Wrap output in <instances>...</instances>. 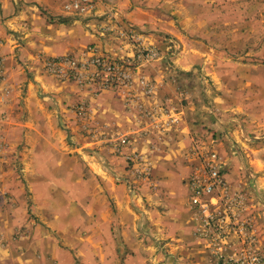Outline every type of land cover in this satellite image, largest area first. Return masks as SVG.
<instances>
[{
	"label": "crops",
	"instance_id": "0c3cea01",
	"mask_svg": "<svg viewBox=\"0 0 264 264\" xmlns=\"http://www.w3.org/2000/svg\"><path fill=\"white\" fill-rule=\"evenodd\" d=\"M35 1L22 15H15L9 0L0 3L8 16L12 13L4 23L23 34L19 62L14 59L15 36L0 24L7 75L0 85V111L6 112V117L0 112V264H74V256L83 264H111V252L141 249L143 242L135 237L147 231L170 237V249L183 251L185 261L206 264L204 217L190 204V180L202 181L206 173L190 150L193 144L215 150L225 179L238 166L221 140L207 131L216 125L215 117L191 99L177 110L171 106L176 104L169 78L174 71L163 60L130 73V83L116 90L62 81L44 70L43 61L66 56L86 61L89 45L113 58L132 57L131 45L118 36L116 25L112 32L103 26L113 28L117 22L132 27L143 45L163 54L166 36L182 38L187 32L186 49L172 61L178 70L190 71L196 55L204 56L192 52L191 41L214 27L199 6L212 0H94L98 17L88 18L63 12L62 0ZM141 76L151 80L150 95ZM82 102L88 109L85 120L73 109ZM84 121L93 130L84 129ZM118 136H125L147 160L149 175L138 174L139 166L126 168L130 149L115 148L111 141ZM234 137L245 145L238 132ZM12 155L18 157L24 183L10 168ZM258 183L264 187L261 177ZM4 191L11 194L8 203ZM220 206L210 197L207 210ZM258 233L263 234L261 228ZM235 248L227 246L226 253Z\"/></svg>",
	"mask_w": 264,
	"mask_h": 264
},
{
	"label": "rangeland",
	"instance_id": "374dc122",
	"mask_svg": "<svg viewBox=\"0 0 264 264\" xmlns=\"http://www.w3.org/2000/svg\"><path fill=\"white\" fill-rule=\"evenodd\" d=\"M9 1L13 4L15 15H22L26 6L36 2L35 0ZM71 1L73 0H62L63 12L85 16V18L89 15L98 17L94 0H90L89 8L79 12L65 8V5ZM0 3H2L1 0ZM206 4L199 6V13L212 22L214 27H208L207 31L198 37V41H191L194 50L192 52L203 51L204 56L196 55L197 64L190 71L178 70L172 61L173 57L186 49L187 43L184 39H187L185 37L187 32H183L182 38L166 36L167 48L164 54L154 48L156 56L146 57L140 64H135L133 57L136 53L132 42L141 41L131 31L132 27L123 28L117 22L114 24L111 22L113 28L110 27V23L103 26L106 29L109 28L107 31H111L116 25L119 29L118 36H125L131 45L132 57L116 58L120 63L126 64L122 66V72L127 75L122 85L130 83L132 80L130 73L137 72L138 68H145L156 60H163L162 65L167 70L174 71L173 75L170 73L169 78L175 84L176 104L171 106L176 110L182 108L186 105L187 99L205 105L208 109L207 113L213 115L214 121L217 122L215 126L209 125L208 133L212 138L221 140V146L229 160H232L233 156L237 159L238 166L236 169L232 167L233 171L230 170V177L226 179L227 187L220 194V196L224 195L227 201L220 200L221 206L212 212L214 215L212 219L202 218L204 224L202 229L209 250L207 252L209 261L206 264H264V187L258 183V178L264 179V0H212L211 4ZM11 15L12 13L8 16L0 6V24L5 27L7 33L15 36L17 46L14 50V59L19 61L16 53L23 34L19 29L11 27L9 23H4ZM189 38L192 40L190 36ZM4 43L0 37V85L7 79L6 56L2 52ZM54 59H44L43 68L48 74L62 81L75 80L79 85L94 86L98 89L116 90L121 87L105 88L99 81L94 82L88 78L89 74L91 75L90 72L74 70L68 65L60 69H65L75 77L61 78L45 66L47 61ZM23 66L26 69V65L22 63ZM76 75H81L82 80H78ZM139 82L143 85L147 95H150L152 93L151 80L141 76ZM217 103L220 107L215 109ZM78 106L83 108V112L81 109L82 114L78 112L80 108ZM73 109L77 118L87 119L88 109L85 103H78L73 106ZM0 112L3 116L6 115L5 110ZM83 128L93 130L89 121L83 122ZM235 132L239 133L245 145L232 139ZM121 137L125 136H118L112 141L110 138L117 149L121 147L118 144V139ZM106 142L109 141L106 140ZM21 146L22 142L17 148ZM129 149L138 152L136 149ZM130 151L126 155V168L140 167L139 164L129 161ZM18 165V157L12 155L10 168L15 174L20 175L22 170L18 168L20 166ZM19 178L22 182L25 181L22 175ZM10 195L6 191L3 193L7 203L11 200ZM258 228H261L262 235L258 233ZM13 239H19V235H13ZM135 239L143 242L141 249H137L136 246L117 249L110 253L111 258L115 256L111 264H205V262H199L198 259L192 260V263L185 261L183 251L170 249L173 244L167 235L164 238L161 236L157 238L147 231L142 232V235H137ZM232 244L236 245L233 253H226L225 248ZM74 264H83V262L74 256Z\"/></svg>",
	"mask_w": 264,
	"mask_h": 264
},
{
	"label": "built area",
	"instance_id": "2783aa9c",
	"mask_svg": "<svg viewBox=\"0 0 264 264\" xmlns=\"http://www.w3.org/2000/svg\"><path fill=\"white\" fill-rule=\"evenodd\" d=\"M89 4L90 0H73L66 4L65 8L79 12L89 8ZM126 28L130 29V27ZM132 47L136 53L135 57H133L135 64H140V62L146 57L152 58L156 56V50H154V48H146L141 42H132ZM86 53L89 55L86 61L71 57L55 58L54 60L47 61L45 66L52 69L56 72V75L61 78L75 77V75L66 72L65 69H60L64 65H68L74 70L80 69V71L84 70L90 72L91 75H87L88 78L90 80L92 79L94 82L95 80L99 81L105 88H116L125 82L126 73L122 72V66L126 64L120 63L119 60L112 56H106L100 52L96 46H88ZM129 62L131 63V61ZM76 78L82 80L81 75H76ZM78 107H80L78 108V112L82 114L83 108L81 106ZM118 144L132 149V145L126 137L119 138ZM193 145L194 146H192L190 150V155L198 160V164L206 173V178L202 181L196 178L190 180V204L199 212V214H202L206 220L212 219L214 215L207 210L209 207V199L210 197H214L218 202H220V200L227 201L224 195L220 196L221 192H224L226 189L227 182L223 169L221 168L218 153L215 150L206 151L196 144ZM128 159L129 161L140 165L138 168V174L149 175V166L147 165V160L144 159L142 154L135 150L130 151ZM127 185L129 186L130 191H134L135 186L132 181H128Z\"/></svg>",
	"mask_w": 264,
	"mask_h": 264
}]
</instances>
